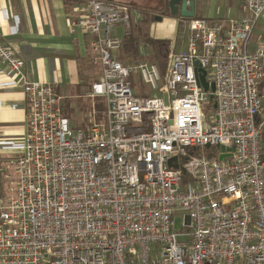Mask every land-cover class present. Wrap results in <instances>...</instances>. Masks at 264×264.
I'll use <instances>...</instances> for the list:
<instances>
[{
	"label": "built area",
	"instance_id": "1",
	"mask_svg": "<svg viewBox=\"0 0 264 264\" xmlns=\"http://www.w3.org/2000/svg\"><path fill=\"white\" fill-rule=\"evenodd\" d=\"M84 2L74 26L92 38L89 95L106 122L72 127L57 84L28 82L0 35V74L29 103L0 197V264H264V45L248 50L264 0L227 24L190 19L189 53L170 51L165 74L116 56L137 8ZM138 78L157 94L137 95Z\"/></svg>",
	"mask_w": 264,
	"mask_h": 264
},
{
	"label": "crops",
	"instance_id": "2",
	"mask_svg": "<svg viewBox=\"0 0 264 264\" xmlns=\"http://www.w3.org/2000/svg\"><path fill=\"white\" fill-rule=\"evenodd\" d=\"M103 1L147 8L152 3H167L168 0ZM211 1L195 0V16L198 19L227 24L235 17L240 19L243 10H246L244 0ZM84 3V0H0V35L3 42L24 62L23 72L28 82L57 84L67 116L64 115L74 128L91 125L102 111L97 100L99 98L89 95L92 85L99 81L100 76L92 79L90 89L85 88V81L91 77L93 68L100 70L93 65L89 45L92 38L74 26L76 19L85 13ZM115 35L124 40V27H119ZM116 56L120 61L125 59V65L140 62L133 61L123 49ZM7 70V64L0 62V72ZM136 84L140 93L149 94L138 81ZM68 99L73 102L71 106L66 104ZM76 109L84 117L78 120V125L74 121L76 118L73 120ZM94 111H97L95 118L91 114ZM28 112L29 103L20 78L9 79L0 74V147L4 154L16 144L24 150Z\"/></svg>",
	"mask_w": 264,
	"mask_h": 264
},
{
	"label": "rangeland",
	"instance_id": "3",
	"mask_svg": "<svg viewBox=\"0 0 264 264\" xmlns=\"http://www.w3.org/2000/svg\"><path fill=\"white\" fill-rule=\"evenodd\" d=\"M212 2L213 0L211 3ZM135 8L138 9L141 15L140 22L138 23V28L133 25V33L131 34L134 41H126L124 43L123 51L130 56L133 61H140L139 63H158L161 73L165 74L170 64V51H173L175 54L189 53L188 50L191 39L190 19L170 16V9L168 8L167 3H163L162 1H160L159 4L152 3L147 8H140L137 6H135ZM245 11L246 10H243L241 18L246 16ZM212 16H214V14ZM157 17H161L162 20L157 21ZM230 20L237 21L239 19L235 17V19ZM131 34H129L130 36L128 35V37H131ZM152 42H159L162 44L158 48H154ZM259 45H264V15L260 18L254 29L248 44V50L253 52ZM157 56L161 59L160 63L156 58ZM100 74L101 69L93 68L91 77L85 81V88L90 89L91 83L93 82L92 79H96ZM137 81L142 84L140 78H138ZM260 83V88L264 89V80L260 81ZM142 86H144L146 93L151 94L152 92L153 95L157 94V92L151 91L147 85L142 84ZM135 88L137 90V84H135ZM144 93L145 92L140 93L137 90V95H143ZM97 100L99 105H101L102 111H99L98 117L96 116L97 111H94L91 114L94 118L97 117L100 120V123H103L106 122V102L103 98ZM66 104L71 106L73 102L68 99ZM74 118L76 119L74 120ZM83 118L82 112L76 109L75 116H73V120L76 121L75 124L78 125V120H82ZM1 151H3V149L0 147V197L5 194L6 173L12 170V164L14 161L24 154L23 148L18 144H16L14 148L7 150L5 154ZM181 225L182 218L179 217L177 220V228H181Z\"/></svg>",
	"mask_w": 264,
	"mask_h": 264
},
{
	"label": "water",
	"instance_id": "4",
	"mask_svg": "<svg viewBox=\"0 0 264 264\" xmlns=\"http://www.w3.org/2000/svg\"><path fill=\"white\" fill-rule=\"evenodd\" d=\"M173 6H176L175 8ZM195 12V1L194 0H172L170 2V16L172 17H181L184 19H194ZM157 21H161V17L156 18ZM199 84L205 90V92L209 93V97L211 100H214L215 93V84L209 83L206 80V71H202L199 77ZM223 159V156L220 158ZM171 165V161L169 163ZM177 168V167H176ZM184 172H186L184 170Z\"/></svg>",
	"mask_w": 264,
	"mask_h": 264
},
{
	"label": "trees",
	"instance_id": "5",
	"mask_svg": "<svg viewBox=\"0 0 264 264\" xmlns=\"http://www.w3.org/2000/svg\"><path fill=\"white\" fill-rule=\"evenodd\" d=\"M196 19H198V17H195ZM135 27H137L138 28V24L137 25H135ZM133 33V32H132ZM130 36V35H129ZM128 36H126V38L123 40V47H122V49L124 50V43L126 42V41H128V40H131L132 42L134 41V38H132V34H131V37H128ZM152 44L154 45V48H158L162 43H159V42H152ZM128 56V55H127ZM128 57H130V56H128ZM157 58V60H158V62L160 63L161 62V59L157 56L156 57ZM121 62L122 63H124V64H126L127 62L125 61V59H121ZM152 63H154V64H158V63H156V62H152ZM159 65V64H158ZM160 67V66H159ZM143 95H145V96H151V94H143ZM93 111V110H92ZM67 113V112H66ZM65 114V113H64ZM66 115V114H65ZM67 116V115H66ZM93 124H96V125H98V124H100V120L98 119V118H96V120H95V122L94 123H91V125H93ZM91 125H86V124H83L82 126H79L80 128H83V129H88ZM262 150H263V152H264V136H263V141H262Z\"/></svg>",
	"mask_w": 264,
	"mask_h": 264
},
{
	"label": "flooded vegetation",
	"instance_id": "6",
	"mask_svg": "<svg viewBox=\"0 0 264 264\" xmlns=\"http://www.w3.org/2000/svg\"><path fill=\"white\" fill-rule=\"evenodd\" d=\"M172 0H168L167 1V5H168V8L170 9V2H171ZM174 8L176 7V6H173ZM170 11V10H169Z\"/></svg>",
	"mask_w": 264,
	"mask_h": 264
}]
</instances>
